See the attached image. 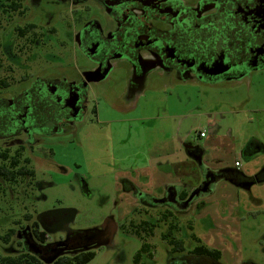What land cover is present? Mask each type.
I'll use <instances>...</instances> for the list:
<instances>
[{
	"label": "flooded vegetation",
	"instance_id": "1",
	"mask_svg": "<svg viewBox=\"0 0 264 264\" xmlns=\"http://www.w3.org/2000/svg\"><path fill=\"white\" fill-rule=\"evenodd\" d=\"M59 1L67 11L70 31L69 41L60 43L59 52L43 51L56 34L50 17L46 24L15 26L11 37L18 41L16 47L9 46V52L0 39V264H63L66 259L96 257L105 250L98 245L110 236V228L101 227L107 216L94 228L76 230L73 223L64 226L67 215L57 212L63 207H42L54 179L46 141L54 137L80 141L82 129L101 117L97 97L114 116L132 114L135 122L151 126L175 121L171 105L178 104L187 109L190 125H201L213 119L197 114L202 107L194 111L189 107L199 101L202 91L213 87L232 93L245 89L246 94L264 90V0ZM26 2L31 9L39 8L38 0H24L20 12L9 17L0 14L3 31L16 15L26 14ZM4 8L0 4V10ZM36 49H42L48 68L18 76L17 59ZM233 102L245 105L248 101ZM232 130L225 133L241 131ZM192 131L186 132L191 135ZM181 132L174 128V134ZM187 148L188 160L203 173L202 182L190 191L172 184L157 197L145 193L133 179L120 178L123 197L135 199L134 209H142L138 224L156 225L161 205L175 209L178 223L192 209L199 215L197 201L212 194L224 177L246 192L264 183V169L253 176L240 175L233 168L215 170L204 161L205 150ZM255 151L254 144L244 150ZM58 169L65 172L63 167ZM207 183L209 190L204 192ZM184 192L188 197L182 200ZM195 192L199 194L187 203ZM122 198L115 202L116 208ZM116 223L118 233L127 228ZM155 230L160 229L155 228L154 235ZM260 245L264 254V237ZM172 260L170 264H185Z\"/></svg>",
	"mask_w": 264,
	"mask_h": 264
},
{
	"label": "rangeland",
	"instance_id": "2",
	"mask_svg": "<svg viewBox=\"0 0 264 264\" xmlns=\"http://www.w3.org/2000/svg\"><path fill=\"white\" fill-rule=\"evenodd\" d=\"M28 3L26 2V14L16 15L10 24H4V31L0 28V39L5 43L3 45L5 51H10L11 44V47H16L18 40L11 37L14 36L15 26L32 22L38 25L46 24L50 17L56 34L51 37L50 44L43 48V51L59 52L60 43L68 42L70 38L67 11L62 7L63 4L59 0H38L39 8L32 6L31 9ZM41 52L42 49H36L31 54L28 53V57L18 58L17 75L36 74L40 68L44 66L48 68L44 64L45 59L42 58ZM244 90L239 88V91L232 93L220 92L217 87L209 88L202 91L199 94V101H193V106L189 108L194 111L198 109L197 107H202V111L198 110L197 114L200 113L207 119H213L212 122L225 119L220 123L230 131L238 126L241 129L240 133L233 134V137L239 140L238 146L243 144L237 152L240 159L238 161L242 164L243 170L251 167V172L256 175L264 169V151L255 153L249 160L241 155V150L254 144L257 151L260 149L259 142L264 146V90L253 89L250 94H246ZM237 98L246 99L248 102L245 105L233 102ZM97 99L101 117L97 122L82 129L80 141L77 137L74 142L61 137L50 138L46 141L48 148L51 149L49 173L54 174V179L52 180L53 186L49 185L45 192L46 200L42 207L52 208L60 205L63 207L60 209L77 210V216L72 224L76 230L94 228L106 216L113 217L117 220L115 222L123 223L124 228L127 227L125 231L119 233L117 231L112 243L104 246L105 250L98 251L95 259L89 264H133L134 255L143 242L153 247L152 264H170L171 259L175 258L160 237L165 226L161 225L162 228L155 230V235L151 237H146L143 232L137 235L131 230L130 222L139 223V212L142 209H134L137 206L135 199L130 196L123 197L120 178L123 173L131 174L138 168L155 164L157 158L166 152L173 154L168 160L175 163V168L172 170L178 175L186 169H193L192 166L195 165L186 158L183 149L176 150L174 134L171 133L170 137L165 135L169 130L167 123L157 122L155 126H147L140 120L135 122V119L131 118L134 116L132 114L127 117L114 116L107 107L104 108L108 104L99 97ZM155 105L151 104L153 108ZM171 109L176 115L186 114L187 111L178 104H172ZM144 112L147 114L149 111L146 109ZM109 120L111 121L108 122ZM205 124V122L201 125L191 123L189 128L193 131L189 142L202 144L195 133ZM81 128H83L82 125ZM206 158L211 161L213 151L209 150ZM235 158V154L231 153L222 160L226 166L231 167L234 165ZM59 166L63 167L65 172L60 171ZM193 176L194 172L189 177ZM83 181L88 186L89 195L83 188ZM219 184L217 190L215 189L217 194L228 193L227 195L232 197L231 203H226V201L217 203L219 212L211 215V217H217L214 219L203 218V216L196 215L194 211L181 216L179 238L185 241L187 249L195 246L190 238L191 234H195L202 239L205 245L221 250L222 257L217 264H251L250 262L264 264V254L260 245L264 237V183L254 185L250 192L227 183ZM158 195L159 192L155 191L154 196ZM121 198L123 203L116 208L114 204L119 203ZM110 213H114L117 217L109 215ZM214 224L218 226V230L211 231ZM189 225L193 230L189 229ZM114 243L116 248H114Z\"/></svg>",
	"mask_w": 264,
	"mask_h": 264
},
{
	"label": "crops",
	"instance_id": "3",
	"mask_svg": "<svg viewBox=\"0 0 264 264\" xmlns=\"http://www.w3.org/2000/svg\"><path fill=\"white\" fill-rule=\"evenodd\" d=\"M186 116L187 114L176 115L175 121H171V122L160 121V122L161 123L165 122L169 125L168 133L163 132L165 133V135H168V137L174 134L173 133L174 128L183 130V132H181L180 134H174L173 140L176 145V150L180 151L183 149L185 151L186 158L188 159L186 152L187 149L185 147L190 146L193 143L189 142L190 134L186 132L187 130H189L190 127V122L187 120ZM143 124H147V126H151L148 123H143ZM156 124L157 122L154 123V125L152 126H155ZM237 127L234 130H237ZM205 130L207 132L205 137H200L199 135H197L198 138L202 141V144H196L195 146L201 147L206 152H208L209 150L213 151V159L211 160L212 162L209 161L206 158V156L204 158V161L207 162L208 165H210L215 170H222V171L223 170L226 171L227 169L233 168L236 169L240 175H244V176H252L254 174L253 172H251L252 169L251 167L244 168L243 170L242 164L238 161L240 159L238 158L237 152L239 151V149L242 147L243 144L241 146H238L237 142L239 140L233 137V133L227 135L225 131L228 129L224 128V126L219 122L215 123V121L213 122L209 121L208 124H205L201 126V128H199V132ZM171 133L172 135H170ZM259 144H260V149L254 153H246L244 152L246 147L242 148L241 155L247 157L250 160L255 153L264 151L263 144H261L260 142ZM231 153H234L236 158L234 161V165L229 167L226 166L224 160L222 159L227 154H231ZM171 155L173 154L169 152L163 153L157 158V162L155 164H152L149 167L143 166L140 169L139 168L136 169L135 171L138 172V175L139 174L141 175L140 178H138V175L136 176V178L131 176L133 173L131 174L123 173L121 177L133 179V181L136 182L138 186L141 188V190H143L145 193L154 194L155 191H158L159 197L162 196L164 188L168 185L182 184L185 187L184 188L185 191H190L193 187L198 186L203 179L202 169H200V167L197 166H192L193 169L190 170L186 169L185 171L180 173L181 175H178L176 174L175 171L172 170V168H175L174 166L175 163L168 160L170 159ZM235 162L240 163L239 168L235 167ZM193 172H194V176L190 178L189 176H191V173ZM222 181L223 182L221 183H227L231 185L230 183H228L229 180L226 177L222 178ZM227 194L228 193L219 195L215 190L212 194H209L208 196L199 199L197 203L201 205L203 204L205 206H203L198 216H203V218L210 219L211 215L213 216V214L215 215V213H218L219 207L217 206V203H220V201H226V203H231L232 201L231 195H227ZM217 195H219L220 197ZM191 211H195V209H192ZM211 218L214 219L217 217L215 216ZM213 230H218V226H216V224L213 225L211 231Z\"/></svg>",
	"mask_w": 264,
	"mask_h": 264
},
{
	"label": "trees",
	"instance_id": "4",
	"mask_svg": "<svg viewBox=\"0 0 264 264\" xmlns=\"http://www.w3.org/2000/svg\"><path fill=\"white\" fill-rule=\"evenodd\" d=\"M24 0H0V4L6 8L0 10L1 15H8L20 12L22 10V2ZM188 197V193L184 192L181 195V199L185 200ZM163 204V203H162ZM205 205H200L198 210H201ZM161 212L155 217L156 225L148 221H144L141 224H131V230L137 235L141 232L146 234V237L154 236V229H161V225L166 228L161 231V240L170 249V254L177 259V262L181 260L185 264H217L222 257V251L205 245L202 240L195 234H191V240L195 243V246L191 249H187L185 241L179 238L178 234L181 232L179 223L176 221L175 209L169 206H160ZM189 229L193 228L189 225ZM154 251L151 244L143 242L141 248L134 255V264H152L154 258ZM94 255L91 254L87 258H75L74 261L66 259L63 264H88L94 259ZM171 259L174 263V260Z\"/></svg>",
	"mask_w": 264,
	"mask_h": 264
},
{
	"label": "water",
	"instance_id": "5",
	"mask_svg": "<svg viewBox=\"0 0 264 264\" xmlns=\"http://www.w3.org/2000/svg\"><path fill=\"white\" fill-rule=\"evenodd\" d=\"M190 148H198L199 146H195L193 144H191L189 146ZM186 149L187 146L185 147ZM209 183L205 184V187L203 189L204 192H208L209 190ZM199 193L198 192H195L193 193V195L190 197V199L187 201L190 202L196 195H198ZM60 214H66L67 217H66V220L64 222V226L67 228V226H69V224L73 223L75 221V218L77 216V210L73 209V208H70V209H58V211ZM102 228H107L109 227L110 228V236L103 242V243H100L98 245L99 246H109L112 241H113V238L117 232V223L115 222L114 218L113 217H107L103 224L101 225Z\"/></svg>",
	"mask_w": 264,
	"mask_h": 264
},
{
	"label": "built area",
	"instance_id": "6",
	"mask_svg": "<svg viewBox=\"0 0 264 264\" xmlns=\"http://www.w3.org/2000/svg\"><path fill=\"white\" fill-rule=\"evenodd\" d=\"M206 134H207L206 130H205V131H200V132H199V136H200V137H205ZM235 167H236V168H239V167H240V163H239V162H235Z\"/></svg>",
	"mask_w": 264,
	"mask_h": 264
}]
</instances>
